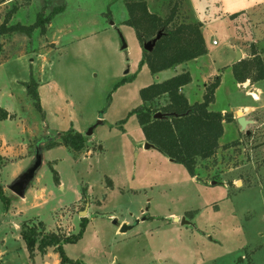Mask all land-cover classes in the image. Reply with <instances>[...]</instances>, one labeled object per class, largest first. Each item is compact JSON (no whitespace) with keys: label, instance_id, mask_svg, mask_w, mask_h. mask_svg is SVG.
<instances>
[{"label":"rangeland","instance_id":"rangeland-1","mask_svg":"<svg viewBox=\"0 0 264 264\" xmlns=\"http://www.w3.org/2000/svg\"><path fill=\"white\" fill-rule=\"evenodd\" d=\"M145 1L164 19L175 8V24L202 23L207 53L200 62L162 73L140 65L144 47L125 22L123 0H0V26L51 16L44 32L0 36V107L10 114L0 120V183L9 198L0 197V264H59L54 247L31 254L21 229L33 227L39 238L68 236L83 220L79 240L63 249L84 264H264V79L257 100L247 93H258L257 70L247 68L250 78L238 83L232 71L240 45V60L264 59V0ZM185 68L194 79L185 89L190 101L203 100L202 79L205 93L220 76L209 108L234 118L224 121L216 154L198 160L196 177L145 148L134 112L142 88ZM32 80L41 110L28 91ZM166 102L162 96L152 104ZM246 105L260 111L248 109L257 122L241 130L243 111L236 109ZM68 130L82 134L83 149L46 147ZM38 144L42 166L25 196H17L8 186ZM115 219L132 228L117 231Z\"/></svg>","mask_w":264,"mask_h":264},{"label":"trees","instance_id":"trees-1","mask_svg":"<svg viewBox=\"0 0 264 264\" xmlns=\"http://www.w3.org/2000/svg\"><path fill=\"white\" fill-rule=\"evenodd\" d=\"M123 2L128 12L125 22L135 29L136 36L142 46L155 38L158 32L162 33L152 51L148 52L143 49L140 65L146 64L152 73H158L207 53L200 21L175 24L172 22L176 13L175 8L170 16L164 19L151 11L145 0H123ZM48 19L51 20V16L46 17L39 14L36 22L30 26L1 25L0 36L18 30L31 34L38 27L44 32L45 24L49 22ZM251 66L257 70L253 82L264 79V59L260 57L245 58L235 62L232 66L234 77L238 81L250 78L247 68ZM191 81L192 77L189 72H181L142 88L140 97L143 104L136 107L134 112L146 141L154 144L167 157L181 163L192 177H196L199 175L198 160H205L216 154L220 147V138L224 133V121H231L234 118L230 114H223L221 111H213L209 108L210 104L215 101L216 89L220 85V76H216L215 81L206 86L203 100L194 103H190L182 91V88ZM31 83L28 86V91L34 98L37 109L41 110L36 83L34 80ZM162 96L167 98V102L159 108H154L152 103ZM157 112H162L165 117L155 118L154 115ZM9 116V112L0 107V120H5ZM82 137L81 133L68 130L61 137L60 142L50 139L46 143V147L62 143L79 151L84 148ZM1 159L0 157V161ZM0 197L4 199V202H9L1 183ZM42 223L41 225H43ZM86 223L87 220H83L79 232L68 236L51 233L39 238L37 230L27 224H24L20 234L31 254L34 253L36 247L41 253H46L48 247H54L60 253L61 264H84L78 259L75 260L67 256L63 244L77 242Z\"/></svg>","mask_w":264,"mask_h":264},{"label":"water","instance_id":"water-1","mask_svg":"<svg viewBox=\"0 0 264 264\" xmlns=\"http://www.w3.org/2000/svg\"><path fill=\"white\" fill-rule=\"evenodd\" d=\"M161 32H158V34L155 36V38L147 41L146 43H144L143 47L144 50L146 51H152L157 40L160 38L161 36ZM127 45L125 42H123L122 45V50L126 49ZM242 57V53L240 50L237 51V56L235 59V62H238ZM129 70L127 69L125 71V74L128 73ZM103 113V112H102ZM101 113V115H102ZM101 115L99 117H101ZM155 118H161V117H165V114H163L162 112H157L154 115ZM101 122V120L99 121V123ZM237 122L240 125L241 130H244L246 128V126L251 122L250 120H248L244 115L239 116L237 118ZM93 131V127L90 128L87 132V135L91 134ZM249 133V131H247V134ZM149 147H155L154 144L146 142L145 143V148H149ZM40 146L38 144V146L36 147V151H35V156L34 159L32 160L31 164L28 166V168L22 172L17 178H15V180L9 184L8 188L9 190H11L15 195L20 196V197H24L25 193L28 189V187L30 186V184L32 183V181L35 179L40 167L42 166V162H43V158H42V153L40 152ZM171 160H173L171 158ZM175 220H179V218H175ZM183 222H187L185 218H183ZM113 223L117 226L120 227V232H125L128 229L132 228L131 225H127L126 223H123L120 225V223H118V221L115 219L113 221ZM120 264V263H118Z\"/></svg>","mask_w":264,"mask_h":264},{"label":"crops","instance_id":"crops-1","mask_svg":"<svg viewBox=\"0 0 264 264\" xmlns=\"http://www.w3.org/2000/svg\"><path fill=\"white\" fill-rule=\"evenodd\" d=\"M203 27V26H202ZM202 29V33H203V28H201ZM203 35H204V33H203ZM239 50L241 51V53L243 52V47H242V45H240L239 46ZM205 55H202V56H200V57H198V58H195V59H192V60H190V61H194V62H200L201 61V59L204 57ZM186 63V62H185ZM234 63H235V61H234ZM233 63V64H234ZM177 66H179V65H176V66H174V69H177L176 67ZM230 66V65H229ZM182 69H184L183 67L180 69V71L182 70ZM186 69V71H188L187 70V68H185ZM166 70H169V69H165V70H162V71H160V72H158V73H162V72H164V71H166ZM180 71H177L176 70V74H177V72L179 73ZM189 72V71H188ZM215 72H218V70L217 71H214V73ZM190 73V72H189ZM234 75V74H233ZM192 77V76H191ZM235 80L237 81V83H238V80L235 78ZM263 80V79H262ZM193 81H194V79H193V77H192V81H191V83H193ZM206 82H207V80H204V79H202V89H201V95H202V98H203V95H204V87H205V85H206ZM251 81L250 80H248V83H250ZM258 82H261V80H259V81H255V82H252V84H254V86H255V88L258 90V93H256V92H253V93H256V95L258 96L257 98H255V99H257V100H260V93L262 92V89H261V87L260 86H258L257 85V83ZM191 83H189V84H187L186 86H184L183 88H182V91L184 92V94L186 95V97H187V99H188V101L190 102V103H194V102H192V101H190V99H189V97H188V95H187V93H186V91H185V89H186V87H188V85H190ZM247 83V82H246ZM247 93H251L250 91L249 92H247ZM250 96V95H249ZM256 100V101H257ZM198 101H200V100H198ZM196 102V101H195ZM248 109L250 110V111H256V112H259L260 111V109H258L257 107H254V106H239L236 110H242L243 111V114L242 115H244L246 118H249L248 117ZM221 112L223 113V114H225L224 112V110H221ZM249 120L251 121V123L250 124H255L256 122H257V120H256V118H253V119H251V118H249ZM147 141H146V139H145V137H144V143H146ZM154 148H156V147H154ZM90 211V210H89ZM175 218H180V217H178V216H174V218L173 219H175ZM123 222H126V223H128V221L127 220H124ZM117 231H120V229H117ZM56 262L57 263H59V264H61V262H60V257H59V259H57L56 260ZM47 264V263H46Z\"/></svg>","mask_w":264,"mask_h":264},{"label":"bare ground","instance_id":"bare-ground-1","mask_svg":"<svg viewBox=\"0 0 264 264\" xmlns=\"http://www.w3.org/2000/svg\"><path fill=\"white\" fill-rule=\"evenodd\" d=\"M250 95H252V96H254L255 98H257L258 96L256 95V93H253V92H251V93H249ZM258 99V98H257Z\"/></svg>","mask_w":264,"mask_h":264},{"label":"built area","instance_id":"built-area-1","mask_svg":"<svg viewBox=\"0 0 264 264\" xmlns=\"http://www.w3.org/2000/svg\"><path fill=\"white\" fill-rule=\"evenodd\" d=\"M214 43H216V41H214Z\"/></svg>","mask_w":264,"mask_h":264}]
</instances>
